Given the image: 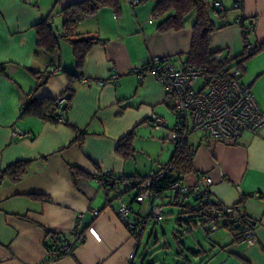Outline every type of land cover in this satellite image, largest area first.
<instances>
[{"label": "crops", "instance_id": "0c3cea01", "mask_svg": "<svg viewBox=\"0 0 264 264\" xmlns=\"http://www.w3.org/2000/svg\"><path fill=\"white\" fill-rule=\"evenodd\" d=\"M78 1L0 0V65L4 67L0 71V173L17 161H28L20 180L6 178L0 184V264H127L129 253L136 250L137 254L149 223L139 237L133 236L116 216L117 196L131 204V218L144 215L146 207L132 201L133 190L119 194L101 185L95 174L111 171L118 178L140 179L167 164L174 148L172 141L166 143L165 128L154 127L150 120L155 113L167 127L174 125L171 98L152 75L141 81L137 73L156 55L186 64L196 13H189L182 29L159 32V18L153 16L159 0H119L118 7L102 6L66 30L62 10ZM206 1L214 6V0ZM221 4L222 9L215 7L224 16L212 18L216 25H224L210 34L209 49L232 65L246 44L255 48L245 59L239 80L249 85L264 111V0H221ZM47 17L59 37L68 33L71 39H97L81 67L65 38H59L53 53L38 47L35 25ZM251 24L252 29L244 32ZM54 66L59 71L51 73ZM113 69L116 80L109 79ZM33 72L49 73V78L37 86ZM62 94L67 97L62 122L23 113L32 98ZM14 123L31 135L11 138ZM131 132L134 152L123 157L116 147ZM187 142L194 153L192 171L183 179L192 183L200 173L212 176L211 198L239 204L251 220L253 236L251 243L238 241L226 227L208 222L203 225L207 245L198 240L188 244L183 248L188 253L179 254L183 263L264 264V127L255 133L245 131L234 142L211 140L193 131ZM75 168L81 172L75 174ZM89 209L99 214L94 217ZM80 212L85 213L83 241L71 253L47 259L50 235L72 240ZM178 259L173 262L180 264ZM135 260L136 256L133 264Z\"/></svg>", "mask_w": 264, "mask_h": 264}, {"label": "built area", "instance_id": "2783aa9c", "mask_svg": "<svg viewBox=\"0 0 264 264\" xmlns=\"http://www.w3.org/2000/svg\"><path fill=\"white\" fill-rule=\"evenodd\" d=\"M214 6L222 9L221 0H214ZM239 7L240 4L236 3ZM152 16L149 22H152ZM242 18L238 17L241 23ZM252 24L243 29L250 31ZM255 48L249 44L233 64L218 70L214 74L208 73L203 68L194 67L189 64H180L164 55L151 57L143 66L137 76L144 81L145 75H152L163 87L165 94L171 98L174 125L167 127L165 119L155 113H151L150 120L154 127L165 128V139L175 142L178 139H186L193 131L204 133L208 139L215 141L234 142L245 132H257L264 127V111L256 103L249 85L242 84L239 80L242 69L245 67L244 57L251 55ZM221 61H225L221 59ZM59 68L54 66L51 73H56ZM109 79L116 80L117 73L113 69ZM59 107V115L56 120H64V112L67 109V97L62 94L56 98ZM11 138L29 137L30 132L21 130L14 123L10 132ZM192 149L193 147L190 146ZM170 166H166L158 175H151L145 179L120 177L114 172L99 171L95 174L96 180L108 189L117 193L133 190L132 201L145 205L146 213L137 214L131 218V204L117 196L118 206L116 216L125 225L131 234L139 237L150 221H160L165 217V201L181 203L190 201L192 212L198 215L197 224L205 223L206 209L212 206L210 187L214 178L207 173H200L194 182L188 183L185 180H175L166 189L159 190L153 183L157 177H162ZM190 204V205H191ZM239 204L228 205L217 202L212 212L218 216L219 221L228 222L234 219V224L243 231L242 242L251 243L253 236L252 227L248 226L238 216ZM95 217L98 210L89 209ZM84 212L77 215L75 226L71 231L72 241L64 244L63 255L71 253L72 249L83 241L84 235ZM217 226V225H216ZM136 250L129 253L127 264H133ZM59 253L56 249L47 250V259L56 260ZM175 264V263H174Z\"/></svg>", "mask_w": 264, "mask_h": 264}, {"label": "trees", "instance_id": "16d2710c", "mask_svg": "<svg viewBox=\"0 0 264 264\" xmlns=\"http://www.w3.org/2000/svg\"><path fill=\"white\" fill-rule=\"evenodd\" d=\"M119 0H81L72 3L70 6L64 8V27L69 30L73 27L77 21L87 15L96 12L102 6L118 7ZM196 13L195 21L192 24V38L190 44V50L186 56V64L194 67L203 68L208 73L214 74L220 69L230 65L229 61H221L217 56H220L217 52H212L209 49V37L210 34L217 28L222 27L224 24L216 25L213 20V15L222 18L224 16L223 10L210 6L206 0H159L155 7L153 16L159 18L156 25V29L159 32H165L169 30H180L185 26L186 18L190 12ZM36 32L38 34L37 45L46 52L53 53L59 47V38H65L72 46L76 65L81 67L84 56L90 46L97 40L93 37H83L79 39H71L68 37V33L62 36H58L51 24L48 17L39 21L35 25ZM254 53V52H253ZM250 55L244 57L247 59ZM239 61L234 64H238ZM146 65V64H145ZM144 65V66H145ZM233 65V64H232ZM231 66V65H230ZM143 67V66H142ZM0 71H4V67L0 65ZM37 79V86L43 85L49 78V73H32ZM72 74L68 72L69 82H72ZM70 89V87H69ZM59 107L56 103V98L45 97L41 99L32 98L23 108L24 114H33L39 116L44 120H56L59 115ZM133 132L126 134L122 137L116 147L117 153L123 157L132 156L134 148L132 145ZM174 148L169 159V162L156 170L149 173L147 176L140 178L145 179L151 175H158L166 166H170L169 170L162 176L157 177L154 181V187H159V190L166 189L168 185L175 180H184V175L192 171V158L194 149L190 148V144L186 139H178L173 142ZM28 161H17L0 173V184L6 179L11 181L20 180L27 171ZM75 174H79L80 169H74ZM139 179V178H138ZM212 199V198H211ZM212 206L206 209L205 223L213 222L214 225L224 226L231 231L235 240L241 241L243 238V231L234 224V219H229L228 222L219 221L218 216L212 212L213 207L217 204V200L212 199ZM176 204L181 205L179 208L180 214L191 213L192 204L190 201L181 203L180 201ZM191 204V205H190ZM238 216L250 227H252L250 218L243 212L242 207L238 211ZM198 215L192 212L186 220L183 222L188 225V229L191 230L196 227ZM197 224V223H196ZM204 225V223H201ZM69 236L53 234L50 235L48 242L46 243V249H56L59 253V257L63 255L62 248L64 244L70 243Z\"/></svg>", "mask_w": 264, "mask_h": 264}, {"label": "rangeland", "instance_id": "374dc122", "mask_svg": "<svg viewBox=\"0 0 264 264\" xmlns=\"http://www.w3.org/2000/svg\"><path fill=\"white\" fill-rule=\"evenodd\" d=\"M172 124L173 119L169 118V125ZM166 143L169 144V140H166ZM165 214L163 220L150 221L148 227L143 231L139 240L136 264H174L173 260L176 257H179L177 261L182 260L180 264H184L185 259L179 254L181 252L188 253V251L183 248H186L191 242L194 243L195 240H198L201 245H207L204 241L206 235L203 225L196 227L192 225L193 228L189 230V226L183 222L192 215V212L180 214L178 206H170L167 203ZM150 231L153 233L150 234Z\"/></svg>", "mask_w": 264, "mask_h": 264}, {"label": "water", "instance_id": "95a60500", "mask_svg": "<svg viewBox=\"0 0 264 264\" xmlns=\"http://www.w3.org/2000/svg\"><path fill=\"white\" fill-rule=\"evenodd\" d=\"M217 58H219V56H217Z\"/></svg>", "mask_w": 264, "mask_h": 264}]
</instances>
